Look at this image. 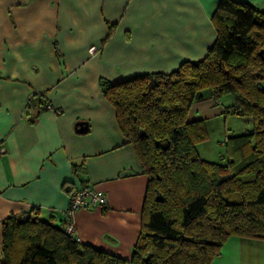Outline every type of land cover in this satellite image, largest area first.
Wrapping results in <instances>:
<instances>
[{
    "label": "crops",
    "instance_id": "crops-1",
    "mask_svg": "<svg viewBox=\"0 0 264 264\" xmlns=\"http://www.w3.org/2000/svg\"><path fill=\"white\" fill-rule=\"evenodd\" d=\"M235 1L264 9V0ZM218 2L0 0V247L8 214L35 209L62 225L72 190L87 181L105 192L106 205L77 210L79 241L130 257L146 176L98 80L169 72L201 59L216 37ZM35 93L60 112L28 108ZM219 102L204 96L188 119L220 114ZM73 164L83 169L74 172ZM210 264H264V239L230 235Z\"/></svg>",
    "mask_w": 264,
    "mask_h": 264
},
{
    "label": "trees",
    "instance_id": "trees-1",
    "mask_svg": "<svg viewBox=\"0 0 264 264\" xmlns=\"http://www.w3.org/2000/svg\"><path fill=\"white\" fill-rule=\"evenodd\" d=\"M211 22L216 37L201 59L98 80L146 176L130 257L80 242L32 209L2 219L1 264H210L230 235L264 239V9L219 0ZM206 91L216 101L228 93L223 112L252 120L251 128L227 133L224 163L199 156L203 119H188ZM46 104L35 93L26 106Z\"/></svg>",
    "mask_w": 264,
    "mask_h": 264
},
{
    "label": "rangeland",
    "instance_id": "rangeland-1",
    "mask_svg": "<svg viewBox=\"0 0 264 264\" xmlns=\"http://www.w3.org/2000/svg\"><path fill=\"white\" fill-rule=\"evenodd\" d=\"M228 93L220 96V102L225 108L228 101ZM210 95L206 91L205 97ZM252 120L249 116L241 115L232 111L221 112L217 115L209 116L203 119V126L206 137L198 141L195 146L199 156L207 161L224 163L227 159V149L225 139L227 133L242 132L252 127Z\"/></svg>",
    "mask_w": 264,
    "mask_h": 264
},
{
    "label": "built area",
    "instance_id": "built-area-1",
    "mask_svg": "<svg viewBox=\"0 0 264 264\" xmlns=\"http://www.w3.org/2000/svg\"><path fill=\"white\" fill-rule=\"evenodd\" d=\"M94 47L90 48L93 51ZM46 109H54L55 113H59L58 108L52 107L50 103L46 104ZM5 152V148L0 144V154ZM92 205H106V194L103 190L96 188L92 183L83 181L77 184L69 198V203L64 210L65 221L63 223L64 230L76 240H79L75 228L74 216L81 207Z\"/></svg>",
    "mask_w": 264,
    "mask_h": 264
},
{
    "label": "water",
    "instance_id": "water-1",
    "mask_svg": "<svg viewBox=\"0 0 264 264\" xmlns=\"http://www.w3.org/2000/svg\"><path fill=\"white\" fill-rule=\"evenodd\" d=\"M260 52H264V48L260 49ZM79 124H80V127L78 128V129H79V131H82V130H84V129H85V127L81 126V125H82V123H81V122H79Z\"/></svg>",
    "mask_w": 264,
    "mask_h": 264
}]
</instances>
